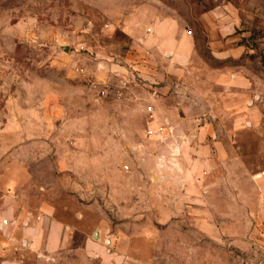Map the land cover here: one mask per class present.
Here are the masks:
<instances>
[{
    "label": "rangeland",
    "instance_id": "1",
    "mask_svg": "<svg viewBox=\"0 0 264 264\" xmlns=\"http://www.w3.org/2000/svg\"><path fill=\"white\" fill-rule=\"evenodd\" d=\"M163 18L191 41L179 69L150 41ZM204 122L261 180L264 0H0V261L264 264L259 234L235 244V204L203 192L222 175L196 162Z\"/></svg>",
    "mask_w": 264,
    "mask_h": 264
},
{
    "label": "crops",
    "instance_id": "2",
    "mask_svg": "<svg viewBox=\"0 0 264 264\" xmlns=\"http://www.w3.org/2000/svg\"><path fill=\"white\" fill-rule=\"evenodd\" d=\"M152 33L150 41L156 45L158 53L167 52V54L172 55V64L175 65L176 69H179L176 63L185 62L190 53V38L184 33H179L175 21L171 18L158 19L154 23ZM157 51L156 54L158 55ZM212 74L215 76L213 83L224 91L234 89L236 85L248 86V83L240 77L230 81L226 74L219 75L218 71L215 70L212 71ZM204 81H201V85L196 90H190L194 91L191 92L190 96L198 98L197 101L203 104L209 96L205 87L206 81ZM220 115V113L212 111L210 116L205 114V119L204 116L202 118L204 121L208 119L215 120L216 118L219 119ZM224 115L226 120L233 118V114L225 113ZM232 134V130L230 131L228 128L215 129L204 122L195 135L198 166L205 170L218 169L222 173L220 177L203 184V192H206V195L208 194V198L209 194L213 193L215 198H226L235 204L237 211L233 214L234 226L230 229L234 233L235 244L242 241L239 238L242 233H247L250 238H254L255 234H259L264 240V174L260 177L256 176V178L261 179L259 181L251 180L250 176L253 175L251 174V167L253 164L245 161L243 153L238 149L232 138ZM38 229L39 226L24 229L27 236H34L30 243L33 248L42 246ZM61 235L62 225L55 221L51 222L48 225L46 234V249L52 251L58 248L62 242ZM0 264H17V262L5 258L0 261Z\"/></svg>",
    "mask_w": 264,
    "mask_h": 264
},
{
    "label": "water",
    "instance_id": "3",
    "mask_svg": "<svg viewBox=\"0 0 264 264\" xmlns=\"http://www.w3.org/2000/svg\"><path fill=\"white\" fill-rule=\"evenodd\" d=\"M62 49H63L64 51H67V50H68V47H67V46H65V47L63 46ZM94 235L97 236V233L95 232Z\"/></svg>",
    "mask_w": 264,
    "mask_h": 264
},
{
    "label": "built area",
    "instance_id": "4",
    "mask_svg": "<svg viewBox=\"0 0 264 264\" xmlns=\"http://www.w3.org/2000/svg\"><path fill=\"white\" fill-rule=\"evenodd\" d=\"M262 174H264V172H260V173H258V174H255V176H260V175H262ZM0 225L3 227V223H0Z\"/></svg>",
    "mask_w": 264,
    "mask_h": 264
}]
</instances>
